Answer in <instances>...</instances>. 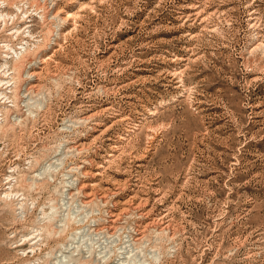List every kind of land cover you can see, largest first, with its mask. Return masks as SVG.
I'll return each instance as SVG.
<instances>
[{
	"label": "rangeland",
	"instance_id": "rangeland-1",
	"mask_svg": "<svg viewBox=\"0 0 264 264\" xmlns=\"http://www.w3.org/2000/svg\"><path fill=\"white\" fill-rule=\"evenodd\" d=\"M5 61L0 264H264V0H0Z\"/></svg>",
	"mask_w": 264,
	"mask_h": 264
},
{
	"label": "bare ground",
	"instance_id": "bare-ground-1",
	"mask_svg": "<svg viewBox=\"0 0 264 264\" xmlns=\"http://www.w3.org/2000/svg\"><path fill=\"white\" fill-rule=\"evenodd\" d=\"M4 42V41H3ZM8 47V46H7ZM22 49L25 50V47L22 46ZM10 50V49H9ZM14 52L16 54H19L20 52H18L16 49H14ZM22 53V51H21ZM17 57V56H16ZM7 62L8 61H5L3 64L0 63V100L3 99V98H6L7 97V93L6 92V89L9 88V86L7 85V87L5 89H3V86L7 83L10 84V82L12 81V79L14 78L11 73H9V75L7 76V71H5L4 69L2 70L3 67H7ZM16 69V67L14 68ZM5 83V84H4ZM4 107V106H3ZM6 109V108H5Z\"/></svg>",
	"mask_w": 264,
	"mask_h": 264
}]
</instances>
